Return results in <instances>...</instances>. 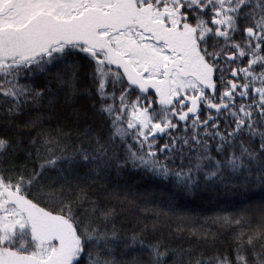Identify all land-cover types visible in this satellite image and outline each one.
I'll use <instances>...</instances> for the list:
<instances>
[{
    "label": "snow or ice",
    "instance_id": "snow-or-ice-1",
    "mask_svg": "<svg viewBox=\"0 0 264 264\" xmlns=\"http://www.w3.org/2000/svg\"><path fill=\"white\" fill-rule=\"evenodd\" d=\"M253 185L264 0H0V264H264Z\"/></svg>",
    "mask_w": 264,
    "mask_h": 264
},
{
    "label": "trees",
    "instance_id": "trees-1",
    "mask_svg": "<svg viewBox=\"0 0 264 264\" xmlns=\"http://www.w3.org/2000/svg\"><path fill=\"white\" fill-rule=\"evenodd\" d=\"M133 183H137V187L140 189V191H144L145 189H150L155 192L161 191V186L155 185L153 182L147 180V178L140 180L139 177H137L136 181H133ZM247 194L254 199H261L264 198V192H261L259 188L256 186H250L247 190ZM221 199H238V195H232L226 197L223 192L220 194ZM208 193H197L195 195H187L184 196V203H186L190 207H207V201H208Z\"/></svg>",
    "mask_w": 264,
    "mask_h": 264
}]
</instances>
